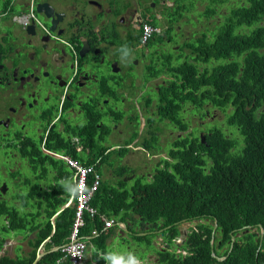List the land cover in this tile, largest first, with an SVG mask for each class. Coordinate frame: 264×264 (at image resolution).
I'll return each mask as SVG.
<instances>
[{
    "label": "trees",
    "instance_id": "1",
    "mask_svg": "<svg viewBox=\"0 0 264 264\" xmlns=\"http://www.w3.org/2000/svg\"><path fill=\"white\" fill-rule=\"evenodd\" d=\"M212 1L227 5L221 21L214 27H206L196 41H188L174 51L177 55L166 53L164 67L153 62L148 66L152 76L158 77L163 71L172 75L166 84H159L156 110L159 124L173 123L175 130H171L170 135L185 132L176 134L171 138V145L162 148L167 156H160L158 160L164 161L165 166H157L153 182L145 183L138 176L128 187L129 181L123 177L131 166L120 162L125 149L108 150L110 146L104 140L110 128L106 124L99 125L103 114L87 105L89 112L82 126L74 129L75 126L66 121L67 133L74 129V133L83 135L85 151L79 153L69 139H60L56 148L112 177L115 183L103 180L92 200L99 213L108 218L126 222L139 220L138 214L151 229H162L170 246L181 234L179 223L196 218L211 219V223H200L188 233L181 248L190 253L184 258L177 257L170 246L156 248L162 264H264V235L253 234L258 224L264 227V0ZM215 4H208L202 12L206 18L219 12ZM192 5L194 1L189 0L185 7ZM170 30L166 36L172 38ZM162 37L156 40L163 41ZM134 42L133 38L125 41L131 47L136 46L132 45ZM173 61L177 65L171 66ZM151 102L149 98L146 104ZM206 103L209 109L218 107L223 111L227 123L239 130L243 141L239 150H235L236 138L227 136L216 123L211 124L209 131L202 125L204 142L195 126L190 129L192 120L185 119V112L205 119L207 113L201 111ZM188 104L193 107L188 108ZM109 113L121 117L112 108ZM148 122L152 126L154 119L150 117ZM44 161L56 172L57 179L44 192L35 184L31 193L34 199L42 198V194L45 197L36 202L37 210L21 213L6 201L0 202V215H9L10 220L5 229H17L30 223L32 231L38 230L32 242V256L24 258L20 254L6 253L0 257V264H33L36 250L44 239L50 237L54 245H63L68 240L75 208L68 206L59 212L54 231L52 217L70 197L59 180L68 178L72 171L66 170L52 156L46 155ZM32 162L36 177H44L48 168L38 171L35 157ZM42 214L45 219L38 222ZM85 218L81 233L90 234L97 228L99 234L92 236V242L99 250H107L112 228L104 231L99 215L91 217L86 213ZM128 228L136 230L129 225ZM133 235L142 243L144 235ZM232 235L235 241L231 247ZM62 255L60 249L55 250L35 264H60L57 259ZM218 256L226 257L220 260Z\"/></svg>",
    "mask_w": 264,
    "mask_h": 264
},
{
    "label": "flooded vegetation",
    "instance_id": "2",
    "mask_svg": "<svg viewBox=\"0 0 264 264\" xmlns=\"http://www.w3.org/2000/svg\"><path fill=\"white\" fill-rule=\"evenodd\" d=\"M166 1L0 0V202L21 213L31 211L35 184L42 192L50 189L46 177L37 178L33 172L32 157L37 159L38 171L48 168L51 173L44 157L59 151L60 139H69L79 153L85 150L83 135L74 129L87 120L85 105L103 114L101 122L107 119L106 103L109 92L113 93L107 75L125 69L138 49L147 57L164 46L169 38L166 32L183 19L172 18ZM145 21L151 22L154 32L148 44H141L140 27ZM161 36L163 41L156 40ZM131 38L135 47L125 43ZM125 45L130 55L122 60L120 48ZM163 77L167 76L157 78L165 84ZM125 88L126 84L121 91ZM66 121L75 126L72 133H67ZM126 141L111 148L119 152L128 145ZM69 166L74 168L73 162ZM0 217L9 221V215ZM149 227L146 230L153 232ZM154 232L164 239L160 229ZM169 246L166 240L159 248ZM154 255L153 264H161L158 254Z\"/></svg>",
    "mask_w": 264,
    "mask_h": 264
},
{
    "label": "rangeland",
    "instance_id": "3",
    "mask_svg": "<svg viewBox=\"0 0 264 264\" xmlns=\"http://www.w3.org/2000/svg\"><path fill=\"white\" fill-rule=\"evenodd\" d=\"M189 0H186L182 2V0H167L166 2L168 3L167 10L171 8V16L173 19H179L182 17V20H179L174 28L170 30V36L172 37V40L169 38L165 40V43H163L164 46L156 48L155 51L151 54H148L147 57L144 56L143 52L138 49V52L136 54H133L131 56V60L128 66L121 70L118 73H109L107 75V83L108 87H111L113 89V93L110 94V97H108V102L106 103L107 108L112 107L114 110L117 112H123L124 116L127 118V120H132V122L129 124V127H127L124 123L121 121L117 120H105L104 123L108 124L110 126V133L106 137V140L109 142V145H113L116 143H122L123 141L126 140L127 138V143H130L132 140H134L137 137L136 134V128L139 126L141 128L144 127V123L149 119V117H152L154 119V126L153 130L156 132V142L155 145L157 148H168L171 145V138H173L176 134L180 133V135L184 134L185 132L178 131L176 132H171V130H175L173 123L169 122L167 123L166 126L164 124L158 122V115L156 114L154 108H153V103L151 105H147L145 102V98L147 96H150V98L156 102L158 93L156 92V89H158V85L163 83L162 78L156 79V81L152 82V85L147 84L146 82L149 81L147 80L146 77V70L147 67L149 66V63L153 62L156 63L158 66H163L164 61L167 60V54L166 53H174L178 48L183 47L185 43L193 42L196 41L197 37L201 35L203 30H205L206 27L211 28L214 27L216 24H218L221 19L222 15L224 13V10L227 9V5L224 3H218L217 6L219 7V12L216 14L212 15L209 18H206L205 15L202 14V12L205 10L207 3L212 4L215 3L212 0H193L194 5L185 7L184 4L187 3ZM141 30V28H140ZM141 35V33L139 34ZM124 39V38H122ZM133 45V44H132ZM153 47H157L156 43H154ZM116 50H114L112 53H115ZM177 55V53H174ZM136 61L138 62L136 64ZM135 63V64H134ZM171 66L177 65L175 61L170 64ZM169 65V67H170ZM168 67V69H169ZM171 70V69H169ZM161 75H166L167 77L164 78V80L167 81V79H170L172 77L171 74L165 73V71L160 73ZM123 78L124 80L126 79L127 81V88H126V94L122 95V91L120 90V86L116 84L115 79H120ZM155 89H153V88ZM120 98V99H119ZM116 99H118L116 101ZM188 108H192L193 105L188 104ZM205 109H203L201 112L206 111V118L202 119L199 117V115H192L191 113H186L185 112V119H191V127L190 129L195 126L194 128L200 132L199 134L201 135V129L202 125L204 124L203 127H205L206 131H209V128L211 124L216 123L223 131L227 134V136H232L236 138L237 140V146L235 150H239L242 146V136L239 133V130L235 126H230L227 123V115L221 111L218 107H212L209 109V103H206L204 106ZM208 111V112H207ZM82 116L78 120H80ZM144 119V120H143ZM204 120V121H201ZM211 121V122H209ZM86 122V120H85ZM118 123L119 128H122L125 133L119 135V130L115 129V125L112 128L113 123ZM162 126V127H161ZM31 129H33V125H31ZM173 133V135H172ZM141 135H139L140 137ZM118 147V145H115L113 148ZM131 150L128 151V154L130 153ZM59 152V151H57ZM160 155H166V152L160 153ZM52 156V155H51ZM144 156V154H143ZM53 157V156H52ZM157 157V156H156ZM156 157L155 159H148V158H139L135 156L136 159L130 160L128 157V163L133 167L129 168V173L126 174L123 179L128 182V187L130 185H133L135 179L138 176H141V172H154V166L157 165L156 162ZM57 160V159H56ZM144 160V162H142ZM59 161V160H58ZM61 162V161H60ZM159 162V161H158ZM139 163V164H138ZM138 164V167H137ZM164 162H161V166H164ZM135 168V169H134ZM65 169L69 170L68 167L65 165ZM131 171H134L132 173ZM103 174V180L107 181L109 184H114V180H112L111 176H106L105 172L102 171ZM110 175V174H107ZM132 177L131 176H134ZM46 177L48 185L55 184V180L57 179V176L54 172L49 171L47 172ZM143 182H153L154 179H151L148 177V174L145 176H141ZM63 182H72L71 179L66 178ZM139 197H142L141 195H137ZM139 216L138 214H136ZM2 218H6L5 215H1ZM2 221V219H0ZM138 221V220H137ZM206 222H211V220H203ZM199 221H193V222H185L183 224H180V229L182 231V234L185 235V232H189L193 226L196 225V223ZM28 225L25 227H20L17 228L15 231L11 229H4L2 230L3 238H5L7 235H12L13 233H17L18 231H23L25 232L28 230L32 234H35L36 236L38 235V230L32 231L31 230V224L27 223ZM150 228V227H149ZM151 229V228H150ZM153 230V229H151ZM253 231H256V229H253ZM120 230L115 229V234L109 235V245L107 249H109L108 253L114 254L116 256H123L127 258L129 254L133 256H142L143 258L149 259L151 255H156L158 254L156 251V247L154 246V242L157 241V246L163 247L165 245V239H162V236L158 234L157 232H148L145 228L142 227H137L135 230V233H144V238L142 239V243L138 242L135 240V243L128 242L129 239V233L128 231H125L123 235V240H116L115 236L119 234ZM134 237V235H133ZM28 236L26 237L27 241ZM150 240V242H148ZM183 242V239H179L178 243L180 244ZM174 247V245H173ZM173 249V248H172ZM178 250V249H177ZM182 250V249H181ZM107 253V254H108ZM9 255V251L7 252ZM86 254L89 256L91 255V258L93 259V248L89 245L86 249ZM120 254V255H119ZM154 255V256H155ZM159 256V255H158ZM86 259L84 261V264H91L92 259ZM160 259V258H159ZM107 262V261H106ZM98 264H103V258L99 259Z\"/></svg>",
    "mask_w": 264,
    "mask_h": 264
},
{
    "label": "clouds",
    "instance_id": "4",
    "mask_svg": "<svg viewBox=\"0 0 264 264\" xmlns=\"http://www.w3.org/2000/svg\"><path fill=\"white\" fill-rule=\"evenodd\" d=\"M145 23H149V24H151V22L149 21H145L142 25H141V35H140V43L141 44H148L147 42H149V40L151 39H149L147 42H143L142 41V32H143V25L145 24ZM151 26H152V24H151ZM153 27V26H152ZM153 29H154V27H153ZM154 32V31H153ZM152 37V36H151ZM120 52H121V59L122 60H124V59H127L128 57H129V55H130V50L128 49V47L125 45V46H121V48H120ZM146 72H147V74H146V77H147V80H149V81H147V82H149L148 84L149 85H152V82L153 81H156V79H157V77L156 76H152L151 75V73H150V70L148 69V67H147V70H146ZM115 73H118V72H115ZM159 77V76H158ZM123 78H120V79H115V82H116V84H118L119 86H120V90L122 89V87H123V85L124 84H126L127 85V81H126V79L124 80V82H123ZM161 84H163V83H161ZM166 84V83H165ZM159 87H160V85H158ZM153 88V87H152ZM154 89V88H153ZM126 90V88L123 90V91H125ZM122 91V92H123ZM112 92H109V95L111 94ZM150 98V96L148 97V98H146L145 99V102H147V100ZM159 101V99L157 98V100H156V102H154L153 100H152V102L150 103V104H148L147 103V105L149 106V105H151L152 103H153V108H154V110H155V112H156V110L158 109V104H157V102ZM110 108H112V107H108L107 108V111H106V115H107V119L108 120H118V121H121L122 123H124L127 127H129V124L132 122V120L133 119H131V120H127V118L124 116V114H123V112H117L116 110H114L113 108V110L115 111V112H117V113H119V114H121V117H119V118H116L114 115H112V114H110L109 113V109ZM208 112V111H207ZM150 118V117H149ZM106 119V120H107ZM144 120V119H143ZM102 124H106V123H103V122H101L100 121V124L99 125H102ZM154 124H155V122H153V125L152 126H150L149 125V122H148V120L146 121V123H144V127L143 128H141V127H137L136 129V134H137V137L134 139V140H132L130 143H127V142H125V144H128L126 147H122L121 148V150L122 149H125V153H124V155H123V159L122 160H120V162L121 163H127L129 166H131L129 163H128V160H127V158L128 157H130L129 159L130 160H133V159H136L135 158V156H137V157H139V158H148V159H155L154 157H156V162H157V165H155L154 166V171L157 169V166H159V167H164V166H161V162L158 160V158L160 157V156H167V152L166 151H164L162 148H157L156 147V145H155V142H156V132L153 130V126H154ZM114 125H117V127H115V129L116 130H118V129H121L122 131H123V133L122 134H124L125 133V131L122 129V128H119V125H118V123H113V125H112V128H113V126ZM106 126L107 127H109L110 128V126L108 125V124H106ZM106 131H107V128L105 129ZM110 131H111V129H110ZM110 131H109V133H110ZM109 133L106 135V137L109 135ZM120 135V134H119ZM139 135H141L140 137H139ZM106 137H105V140H104V143L105 144H107V145H109V142L106 140ZM116 144H119V143H116ZM116 144H113V145H116ZM113 145H109L110 146V148L108 149V150H114V151H116L115 149H112L111 148V146H113ZM120 150V151H121ZM129 150H131L130 151V153L128 154V151ZM85 151V150H84ZM83 151V152H84ZM119 151V152H120ZM83 152H81V153H83ZM162 152H166V155H160V156H158L160 153H162ZM50 154L55 158V159H57V160H59V161H64V163L66 164V166L68 167V169L70 170V171H72V174H70L69 175V177H68V179H71L73 182H75V179H76V168L74 167V168H71V166H69V164L70 163H72L73 161H77V162H79L83 167H85V168H87V169H90V170H92L91 171V173L89 174V188L91 187V185L93 184L92 182H93V180H94V178H95V175L96 174H98L99 176H100V180H99V184L97 185V188L94 190V192H93V196H92V199H91V201H90V204L92 205V200H93V197H94V195H95V192L99 189V187H100V185H101V183H102V181H103V176H102V174H101V172H99L98 170H97V168L94 166V165H84L79 159H77V158H74V157H72L71 155H69V154H67L65 151H59V152H55V151H51L50 152ZM143 154H144V156H143ZM159 161V162H158ZM142 162H144V160H142ZM162 162H164V161H162ZM139 164V163H138ZM138 164H137V167H138ZM144 164H145V162H144ZM164 164H165V162H164ZM132 167V166H131ZM133 168V167H132ZM135 169V168H134ZM52 172H54L55 174H56V172L52 169L51 170ZM146 174H148V177H150L151 179H153V174H154V172L153 173H151V172H145V171H142L141 172V176H145ZM132 177H135V175L134 176H131V178ZM66 179V177L65 178H62V179H60L59 180V182L63 185V187H64V189H65V191L70 195V197L68 198V201L66 202V204L65 205H63V207L52 217V223H53V231H54V229H55V222H53V218H54V220H55V218H56V216L59 214V212L61 211V210H63L64 208H66V207H68V206H73L74 208H75V216H76V203H75V197H74V192L75 193H77V194H79V192H80V189H79V185L77 184V183H73V182H63L64 180ZM55 183H56V180H55ZM145 183H150V182H145ZM66 195V193L64 194V196ZM45 198V197H44ZM40 199H42V198H40ZM40 199H35V201H34V206H33V209L31 210V211H35V210H37V208H36V202L38 201V200H40ZM93 206V205H92ZM95 209H96V214L94 215V216H96V215H99L100 216V219L104 222V227H103V230L104 231H106V232H109V230L111 229V232H109V235H111L112 233L113 234H115V229L116 228H118V229H120V230H124V231H128V233H129V241L128 242H131V243H135V240L136 239H134L133 238V236H132V233H134V234H139V235H145L144 233H135L134 231H132L131 229H129L128 228V225L129 226H131L132 228H134V229H136L137 227H142V228H145V226L147 225V223H146V221L142 218V217H140V216H137L138 218H139V220L137 221V220H131V219H128V221H126V222H124V221H120V220H118L117 218H114V217H111V218H108V217H106L104 214H101V213H99V211H98V209L95 207V206H93ZM86 213H88V212H86ZM86 213H85V215H86ZM89 214V213H88ZM4 215H6V214H4ZM90 215V214H89ZM1 216V215H0ZM75 216H74V221H73V224H72V227H71V231H72V228H73V225H74V222H75ZM91 216V215H90ZM94 216H91V217H94ZM0 219H1V217H0ZM45 219V215L44 214H42V215H40V217L38 218V222H42L43 220ZM211 220L210 218H208V217H204V218H196V219H193V220H185V221H183V222H181V223H179V226H180V224H183V223H185V222H193V221H199V224L200 223H205L206 221H203V220ZM85 222H86V218H85ZM108 222H110V225H108ZM141 222H143L144 224L143 225H141ZM212 222V221H211ZM211 222H208V223H211ZM9 223H10V220L8 221V219H2V221H0V224H4V226H3V228L5 229V226L7 225V226H9ZM198 223V222H197ZM198 224V225H199ZM85 225H86V223H85ZM84 225V226H85ZM198 225H195V226H193L192 227V229H196V227L198 226ZM83 226V227H84ZM217 226V220L215 219V227ZM82 227V228H83ZM82 228H81V231H82ZM180 228V227H179ZM256 228V227H255ZM254 228V229H255ZM97 230V233L96 234H93V230ZM146 229V228H145ZM192 229L189 231V232H191L192 231ZM215 229V228H214ZM11 230H15V229H11ZM92 230V232L90 233V234H86V235H84V234H82L81 233V236H87V237H89V238H87L86 239V249H87V247L92 243L93 245H94V243L92 242V236L94 235V236H96V235H98L99 234V231H98V229L97 228H94ZM181 230V229H180ZM250 231V230H249ZM25 232H29L28 230H26ZM189 232H187V234H182V231H181V234H180V236L179 237H177L175 240H174V243L172 244V245H174V247L171 245L170 246V248H173V250H174V253H175V255L176 254H179V257H182V258H184L186 255H188L190 252H188L187 250H185V249H182L181 248V245H183L182 243L183 242H181L180 244H178L176 247H175V243H178V240L179 239H185L186 237H187V235H188V233ZM253 232H255V231H253ZM119 233H121V231L119 232ZM160 233H164V232H162V229H160ZM70 234H71V232H70ZM70 234H69V236H68V240H67V242L66 243H64L63 245H56L58 248L57 249H60L61 250V252H62V254L64 255V252H63V250H62V248H63V246L64 245H66L67 243H69V241H70ZM259 234H260V232H259ZM258 234V235H259ZM257 235V236H258ZM10 236L11 235H7L4 239V243H2L3 244V247L5 246V242L10 238ZM122 238H123V235H122ZM122 238H120V241L121 240H123ZM164 239H165V241H166V236H165V233H164ZM109 241V239H107V242ZM138 241V240H137ZM139 242V241H138ZM141 243V242H140ZM217 243V241H215V244ZM141 244H143V243H141ZM232 244L233 243H231V247H232ZM212 245L214 246V242L212 243ZM3 247H1V249H0V257L2 256V254H6L4 251L7 249H4ZM107 247H108V245H107ZM97 248V247H96ZM157 248V247H156ZM86 249H85V260L88 258V256H87V254H86ZM178 249V250H177ZM182 249V250H181ZM221 251H224V249H221ZM98 254L100 253V252H102V253H104L101 257L99 256V259H102L103 258V264H153V257L152 256H150L149 257V259H147L146 257L145 258H143L142 256H133V255H131V254H129L128 256H127V258H125V257H123V256H116V255H114V254H111V253H108L109 252V249H107V250H105V251H103V250H99L98 248H97V251H96ZM97 253H95V254H97ZM108 253V254H107ZM10 255V254H9ZM63 255L61 256V257H59L58 259H60V258H62L63 257ZM214 255H216L215 253H214ZM219 258H221L220 260H223L225 257H220V256H218ZM57 259V260H58ZM36 260V259H35ZM84 260V261H85ZM105 260L107 261V263H105ZM39 261V260H38ZM63 261H67L68 263H69V261L68 260H63ZM63 261L62 262H60V264H63ZM84 261H83V263L82 264H84ZM161 261V260H160ZM98 262H99V260H98ZM98 262H96V263H94V264H97ZM58 263V262H57ZM70 264V263H69ZM161 264H162V262H161Z\"/></svg>",
    "mask_w": 264,
    "mask_h": 264
},
{
    "label": "built area",
    "instance_id": "5",
    "mask_svg": "<svg viewBox=\"0 0 264 264\" xmlns=\"http://www.w3.org/2000/svg\"><path fill=\"white\" fill-rule=\"evenodd\" d=\"M153 27L149 23L143 25L142 41L147 42L152 34ZM73 165L76 168V179L75 183L79 185V194L74 192L75 203H76V216L75 222L70 234V241L63 246L62 250L64 255L58 259L60 263L63 260H68L70 264H82L85 260V249L87 236H81V228L85 225V213L88 212L91 216L96 214V209L90 204L94 190L99 184L100 176L95 175L93 184L89 188V174L92 170L83 167L79 162L73 161ZM110 225V222H108ZM97 230H93V234H96Z\"/></svg>",
    "mask_w": 264,
    "mask_h": 264
},
{
    "label": "crops",
    "instance_id": "6",
    "mask_svg": "<svg viewBox=\"0 0 264 264\" xmlns=\"http://www.w3.org/2000/svg\"><path fill=\"white\" fill-rule=\"evenodd\" d=\"M53 222H55L54 218H53ZM3 226H4V224H0V242L1 243H4V240H5L3 238V234H2ZM117 230H120V229L117 228ZM120 231H121V233H119L115 236V239L118 241L120 240V238H122V234L125 232L123 229ZM27 236H28V238L26 241ZM36 238H37V236L35 234H32L31 232H23V231L20 232V231H18L17 233H13L10 236V238L6 241L4 247L2 244V247L4 249H6V248L9 249L10 256H15L17 254H20L24 258H29L32 256V251H33L32 242L34 243ZM107 245H109V241L107 242ZM90 246L93 248V256L94 257L92 259L91 255L89 256L87 254V256H88V259H90V258L92 259L91 264H94V263L98 262L99 256L101 257L104 253L100 252L98 254L96 252L97 248L92 243L90 244ZM57 248L58 247L52 243L50 237L44 239L40 243V245L38 246V248L36 250V259L39 256L38 260H40L44 255H46L52 251L58 250ZM95 253H97V254H95ZM65 262L66 261H63V263H65ZM105 263H107L106 260H105Z\"/></svg>",
    "mask_w": 264,
    "mask_h": 264
},
{
    "label": "water",
    "instance_id": "7",
    "mask_svg": "<svg viewBox=\"0 0 264 264\" xmlns=\"http://www.w3.org/2000/svg\"><path fill=\"white\" fill-rule=\"evenodd\" d=\"M201 139H202V141L204 142V141H206V139H205V136L203 135V134H201ZM256 231L255 232H253V234H254V236H257L258 234H259V232H260V234L262 235V237H263V235H264V227L262 226V224H258L257 226H256ZM235 241V235H232V238H231V243H233ZM214 241L212 240L211 241V243H213ZM6 243V242H5ZM231 245V244H230ZM233 245V244H232ZM216 256V255H215ZM217 257V256H216ZM38 258H39V256H38ZM38 258L33 262V264H35L37 261H38ZM219 258V257H218ZM219 259H221V258H219Z\"/></svg>",
    "mask_w": 264,
    "mask_h": 264
},
{
    "label": "bare ground",
    "instance_id": "8",
    "mask_svg": "<svg viewBox=\"0 0 264 264\" xmlns=\"http://www.w3.org/2000/svg\"><path fill=\"white\" fill-rule=\"evenodd\" d=\"M98 139V138H97Z\"/></svg>",
    "mask_w": 264,
    "mask_h": 264
}]
</instances>
